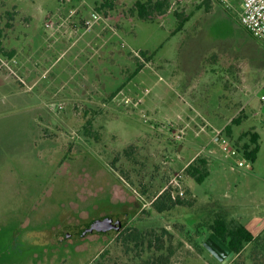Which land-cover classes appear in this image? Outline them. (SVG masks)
I'll return each instance as SVG.
<instances>
[{
	"label": "rangeland",
	"instance_id": "1",
	"mask_svg": "<svg viewBox=\"0 0 264 264\" xmlns=\"http://www.w3.org/2000/svg\"><path fill=\"white\" fill-rule=\"evenodd\" d=\"M103 1L0 0V264H264V46L238 25L239 0H166L144 21L142 0ZM60 18L70 37L53 32ZM84 31L97 47L71 46ZM191 77L210 90L196 91L194 114L157 119L156 99L181 97ZM120 92L140 105L112 102ZM248 131L254 163L241 155ZM198 159L210 171L200 185L184 171ZM164 191L182 204L158 213ZM216 215L257 237L224 263L203 246ZM107 216L119 231L80 236Z\"/></svg>",
	"mask_w": 264,
	"mask_h": 264
},
{
	"label": "trees",
	"instance_id": "2",
	"mask_svg": "<svg viewBox=\"0 0 264 264\" xmlns=\"http://www.w3.org/2000/svg\"><path fill=\"white\" fill-rule=\"evenodd\" d=\"M203 2L205 6L208 5L207 0H204ZM112 6V0H104L100 5L101 8H110ZM166 7V0H142L137 1L134 4V10L138 18L142 21L149 20L154 14L161 15L165 12L164 10L166 9ZM237 23L241 28H243L240 25L239 21ZM181 26L182 24H179L178 28H180ZM2 34L3 32L0 29V54H3ZM248 34L250 35V33ZM9 56H11V54H9ZM139 70L140 67L134 71V74H137ZM240 124V117L234 118L228 125L225 126L224 132L229 136L231 134L232 127L239 126ZM241 136L243 138H247L246 142L243 143L241 147V155L245 160L254 163L260 149V136L258 133L251 131L245 132ZM237 150L239 153V149ZM184 171L185 174L198 185L202 184L209 176L207 162L202 159H198L189 163ZM179 204H182V202L180 201V197L172 199L171 193L168 191H164L157 199H155L151 203V206L156 212L163 213L165 211H169L174 206ZM113 205L120 211L125 206L123 203H116ZM208 229L210 231V235H214L217 239L224 243L234 256L239 255L247 245L252 242H256L257 240V237L254 236V234L245 225L239 222L228 223L221 215H216V219L212 224L209 225Z\"/></svg>",
	"mask_w": 264,
	"mask_h": 264
},
{
	"label": "crops",
	"instance_id": "3",
	"mask_svg": "<svg viewBox=\"0 0 264 264\" xmlns=\"http://www.w3.org/2000/svg\"><path fill=\"white\" fill-rule=\"evenodd\" d=\"M235 3H236V1H235ZM235 6H237V3L235 4ZM238 8H239V6H238ZM62 20L63 19L60 18L59 21L57 22V24H55L53 32H57L58 31L59 35H61L62 37H65L66 35L68 37H70L71 36L70 34H72V32H74V30H71V31L67 30V27L64 24L65 21H62ZM123 28H124V25H123ZM125 28H126V25H125ZM84 34H86V31H84L79 37L77 36V38L74 40V42L71 44V46H73V45L75 46L76 44L80 43V41L84 42L86 40L85 42L87 43V47H89V44H92V46L97 47V45H98L97 40L98 39L93 40V42L92 41L88 42L87 38L89 36L83 37ZM85 45L86 44L84 43V46ZM92 46H91V48H92ZM80 50H82V48ZM113 54L114 53H112V56H113ZM208 78L209 77H207L206 79L208 80ZM86 79L89 80L88 77H85L84 79H81L80 82L77 83L76 86H74L75 90H73L74 88L70 89L69 96H73L74 97L73 99H79V97H81V95L83 94V89L80 88V87H83V85H84L83 81L86 80ZM181 79L183 80V77L179 76V80H181ZM197 81L198 80L193 79L192 77H191V81L190 82H189V80H187V83L181 89V91H182V92H180L181 97H179V96L177 97V95H175V94H174L175 97H172V98H169V99H165L163 97V95L161 97H158L156 99L157 106H156L155 117L156 118L157 117L160 118L161 119L160 121L169 122V121H166V120H169L170 118L173 119V117H175V116L177 118H181V117L186 118V117H189L190 115L194 114V112L196 110H195V106H194L193 102H195V100H196V95H195L196 91H198L200 94L202 93L203 95L205 93H209V91H210L209 89H207L205 91H203L202 89H196L197 84H199L198 85L199 88H200V85H201V83H200L201 80H200V82L198 81L199 83H197ZM208 82H203L202 84H204L205 86L208 87V86H210L212 84L210 81H208ZM34 83H35V81H34ZM93 83H96L98 85L100 83L99 82V77L96 78L93 81ZM217 107H218V105L214 108L215 111L211 110V113L213 115L208 117L209 120H207V122H206V124L211 126V127L216 126V118H218V117L221 118L220 113H219V111L221 110V107H218V108ZM173 115H175V116H173ZM219 131H221V129H219ZM219 131H218V133H219ZM216 139L217 138H215V141H216Z\"/></svg>",
	"mask_w": 264,
	"mask_h": 264
},
{
	"label": "built area",
	"instance_id": "4",
	"mask_svg": "<svg viewBox=\"0 0 264 264\" xmlns=\"http://www.w3.org/2000/svg\"><path fill=\"white\" fill-rule=\"evenodd\" d=\"M215 3L221 4V5H228L229 0H212ZM240 2V12L238 14V21L240 25L248 32L250 35L262 43L264 46V0H239ZM94 19H96V16H93ZM87 24H90V22H86ZM51 24H47L46 26L50 27ZM112 102L122 105V106H133L138 107L140 105V100L136 102H132V100L127 97L124 93L120 92L119 94L115 95L112 99ZM264 103V100H263ZM59 108L61 109L62 106L59 105ZM143 117H145L143 115ZM152 127V126H151ZM173 124L169 123L167 125H161L158 129L161 131L169 130V128H172ZM186 126L182 127L181 129H178L174 135L175 140H180L185 135L186 132ZM221 151L223 152L225 158H231V157H237L239 156V153L237 149L234 147H228L226 145H223L221 147ZM243 162L238 161L237 167H242ZM233 169V167H232Z\"/></svg>",
	"mask_w": 264,
	"mask_h": 264
},
{
	"label": "water",
	"instance_id": "5",
	"mask_svg": "<svg viewBox=\"0 0 264 264\" xmlns=\"http://www.w3.org/2000/svg\"><path fill=\"white\" fill-rule=\"evenodd\" d=\"M219 140V137L216 141ZM122 227L118 216H107L99 220L91 222V224L80 233V236L84 234H106L107 232L114 230L119 231ZM203 246L219 261L225 262L229 260L233 253L229 248L217 239L214 235H211L203 244Z\"/></svg>",
	"mask_w": 264,
	"mask_h": 264
},
{
	"label": "flooded vegetation",
	"instance_id": "6",
	"mask_svg": "<svg viewBox=\"0 0 264 264\" xmlns=\"http://www.w3.org/2000/svg\"><path fill=\"white\" fill-rule=\"evenodd\" d=\"M112 231V230H111ZM110 232V231H109ZM108 233V232H107Z\"/></svg>",
	"mask_w": 264,
	"mask_h": 264
}]
</instances>
